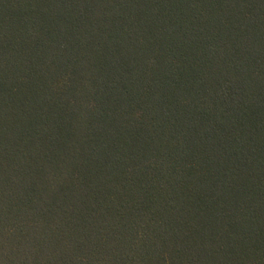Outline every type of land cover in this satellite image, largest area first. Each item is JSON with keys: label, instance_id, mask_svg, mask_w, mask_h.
<instances>
[{"label": "trees", "instance_id": "16d2710c", "mask_svg": "<svg viewBox=\"0 0 264 264\" xmlns=\"http://www.w3.org/2000/svg\"><path fill=\"white\" fill-rule=\"evenodd\" d=\"M0 264H264V0H0Z\"/></svg>", "mask_w": 264, "mask_h": 264}]
</instances>
